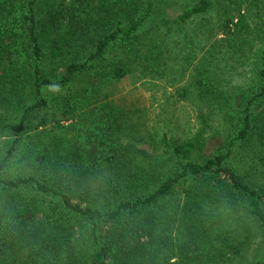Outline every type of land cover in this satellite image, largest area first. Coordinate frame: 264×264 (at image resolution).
Returning <instances> with one entry per match:
<instances>
[{
    "label": "trees",
    "instance_id": "1",
    "mask_svg": "<svg viewBox=\"0 0 264 264\" xmlns=\"http://www.w3.org/2000/svg\"><path fill=\"white\" fill-rule=\"evenodd\" d=\"M179 2L0 0V264H264V0Z\"/></svg>",
    "mask_w": 264,
    "mask_h": 264
},
{
    "label": "rangeland",
    "instance_id": "2",
    "mask_svg": "<svg viewBox=\"0 0 264 264\" xmlns=\"http://www.w3.org/2000/svg\"><path fill=\"white\" fill-rule=\"evenodd\" d=\"M169 2H173V4L176 3V0H167ZM175 1V2H174ZM179 4L184 6V4H186V1L188 3L193 2V0H179ZM184 1V3H183ZM189 45H191V43H188ZM207 45V43H206ZM192 46V45H191ZM187 49H191L192 48H187ZM204 50L200 51L199 55L195 56L193 64L197 63V61H199L202 57V55H204ZM185 63L184 65H186L187 67V71L185 72V74L181 77L180 82L178 83L176 89H179L181 86L183 85H188V80H189V76H190V71H191V67L193 64H190L188 61L184 60ZM231 67L235 72H239V73H243L241 75L236 76L235 80L237 79V81H240V84L243 83H247L248 81H250V66H245V67H239L238 64H233L231 65ZM237 69H236V68ZM133 77V76H132ZM142 74L136 75L133 78H130V81H123L120 83V85L118 86L119 89H122V92L127 91L129 89H131V87H141V84L144 82L143 80ZM234 80V81H235ZM158 85V84H157ZM161 87L158 86H152L150 88H148L149 92L146 91H142V95L144 96V98L146 99V104L148 105H152V107L150 106V108L152 110H154L156 112V109L158 108L159 104L163 102L162 98H160V95L162 94V91L160 89ZM141 89V88H140ZM163 90V89H162ZM181 91V90H180ZM168 92L170 94L168 95H173L172 99H170L169 101H167V103L169 104V107L171 108V110H173V112L176 113V116L178 117L179 114L182 115V112L185 110V108H188L190 110V113H195V110L197 109V105L199 104L198 100L195 97H191V98H185V99H181L178 95L175 94V91L173 90V88H168ZM153 95H156V100H154L152 98ZM195 114H193V122H194V116ZM7 136L2 135L0 137V145H3V143H1V141H3V139H6ZM262 259H264V257H261Z\"/></svg>",
    "mask_w": 264,
    "mask_h": 264
}]
</instances>
